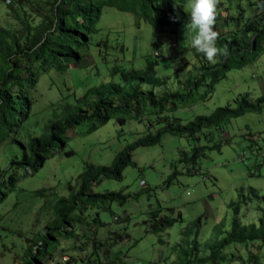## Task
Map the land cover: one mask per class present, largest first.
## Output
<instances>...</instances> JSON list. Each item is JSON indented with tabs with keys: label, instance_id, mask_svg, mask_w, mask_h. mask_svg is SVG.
I'll return each mask as SVG.
<instances>
[{
	"label": "trees",
	"instance_id": "1",
	"mask_svg": "<svg viewBox=\"0 0 264 264\" xmlns=\"http://www.w3.org/2000/svg\"><path fill=\"white\" fill-rule=\"evenodd\" d=\"M4 1L5 5L2 0L0 4L14 25L0 24V207L12 202L16 206L18 198L10 197L27 192L22 182L39 176L54 158L73 156L69 142L77 136H88L83 140H89L93 153L104 149L108 140L115 148L109 164L84 161L76 179L65 183L66 196L47 188L28 190L43 199L36 213L48 219L27 237L16 232L27 245L21 260L14 264H42L45 260L55 264H125L122 252L137 241H131L128 234L129 217L120 220L111 205H125L141 195L150 197L153 189L140 172V187L134 194L126 193L127 189L103 188V183L121 182L125 169L136 167L134 152L161 145L165 135L184 140L189 148L171 162L174 172L168 177L170 183L182 174L199 175L200 161L208 152L221 153L231 143L232 134L264 160V136L259 135L261 142L256 141L244 125L247 135L239 136L243 129L233 124L247 114L264 112V95L252 98L242 93L232 105L217 107L208 115L201 114L206 108H199L227 74L254 63L264 53V0H216L213 28L218 52L214 62L191 47L195 33L187 28L188 0ZM104 7L133 14L149 24L162 36L155 40L161 43L153 46L160 55L145 56L143 69L127 65L122 44L117 46V54L110 55L114 45L107 36L99 37L96 27ZM169 37L185 52L171 55L169 49L164 54L162 45ZM83 58L91 64L80 66ZM167 69L169 73H165ZM80 70L84 72L81 77L77 75ZM51 75H58V83H53ZM74 76L80 80L75 82ZM91 80L93 84H89ZM47 93L57 100L38 123L34 109L43 114L38 97ZM107 125L109 131L105 130ZM101 130L109 137L99 142ZM247 159L244 152L232 156L234 162ZM228 208L232 216L227 228L220 220L203 230L196 221L192 223L194 232L181 231L180 240L168 251V264H264V196L254 188L245 196L240 189L238 200L230 201ZM248 209L255 214L249 216ZM103 212L125 226L114 231L101 221L99 214ZM181 221L179 211L175 216L172 209L159 205L142 221L148 225L144 234H160ZM34 225L39 226L38 218ZM106 228V239H99L98 232ZM61 240L80 241L81 246L63 251ZM125 241L128 243L117 248ZM88 244L86 255L80 257ZM62 257L67 260L62 261Z\"/></svg>",
	"mask_w": 264,
	"mask_h": 264
},
{
	"label": "rangeland",
	"instance_id": "2",
	"mask_svg": "<svg viewBox=\"0 0 264 264\" xmlns=\"http://www.w3.org/2000/svg\"><path fill=\"white\" fill-rule=\"evenodd\" d=\"M2 3L5 5L6 1L2 0ZM4 5L0 4V24L7 27L13 22L10 20L8 10ZM222 15H225V13ZM96 27L98 36H107L114 45L110 55L117 54L118 49L116 48H118V45H124L127 65H132L135 69L145 67V56L160 55L156 49L153 51V46L161 43L160 40L155 41L160 36L149 24L138 21L133 14L119 12L111 7H104ZM181 48H178L177 42L172 37L165 39L162 45L164 54L169 52V49H171V55L177 53V51L184 53L185 51ZM89 64H91L90 60L83 58L80 66ZM158 68L160 69V66ZM171 70L173 71V69ZM169 72L170 69L165 70V73ZM83 74L84 72L82 73L80 70L77 75L81 77ZM78 76H74L75 82L80 80ZM58 78V75H51L54 84L58 83ZM93 83L94 81L91 80L89 84ZM43 88L48 87L43 86ZM48 89L52 92L50 88ZM242 93H248L252 98L264 95V53H261L254 63L227 74L226 79L216 86L211 98L199 106V108L203 107L207 110L201 114L208 115L217 107L232 105V101ZM56 100L52 93L38 97L43 112L40 116L37 113L40 109L37 107L34 109L38 123H42L44 116L53 110L52 105ZM233 124L234 126L235 124L240 125L242 129V125L249 127L256 136V141L261 142V136L259 135L264 136V112L247 114L236 122L234 121ZM230 127L228 132L231 134L233 131L231 132ZM247 127L237 134L239 136L241 134L245 135ZM110 129L109 125L105 128L106 131ZM102 131H99V133ZM101 135L98 137L99 142L104 137H109V134L107 135L104 132ZM231 137V143L225 146L221 153L208 152L206 157L200 161L199 175L188 177L182 174L173 179L171 183L168 181V177L172 176L174 172L170 166L171 162L178 157L179 152L188 151L189 148L184 140L165 135L162 137L161 145L139 148L134 152L133 160L136 167L126 168L121 182L109 180L103 183V188H109L110 190L127 189L126 193L134 194L138 192L140 187V180L138 179V172H140L146 185L153 189V194L150 197L141 195L137 200H130L125 205L117 203L111 205V211L117 218L121 220L125 216L129 217L128 234L131 241H137L134 247L127 252H122V260L125 264H168L170 247L180 240L181 231L187 229L194 232L195 228L192 223L199 221V226L206 230L220 222V220H224L225 228H227L232 216L228 204L230 201L238 200L240 189L243 190L245 196H248L250 188H254L259 196H264V160L261 161L255 157L249 149L243 146L245 141L238 140L235 134H232ZM85 138H88V136H77L76 139L69 142V147L75 151L73 156L54 158L46 165L47 167L39 176L29 177L23 181L22 186L27 189V192L19 195L13 194L10 197L13 200L18 198L19 201H17L16 206L12 202L7 207H0V264H14L21 260L27 243L25 239L17 236L16 232H20L24 237H27L33 233V230L39 231L37 229L43 226V223L48 219V216H42L43 219L40 214L37 215L36 213L37 209L43 204V199L32 195L28 190L34 191L39 188H47L52 189L58 196H66L68 192L65 183L76 179L82 171L84 161L105 165L111 159L112 153L115 152L111 141L108 140V144L103 145L104 149L99 150L98 148V151H94L102 155L96 156V153L90 152L89 140H83ZM242 152L248 157L247 160L242 163L232 161L234 154L239 155ZM99 159H103L104 164L99 162ZM177 170L180 171V167H177ZM202 179H204L203 182ZM159 205L172 209L175 216L176 212L179 211L182 215V221L177 222L170 230L160 234H144L148 225L142 221L146 218L150 209H156ZM248 212L249 216L255 214L251 209H248ZM99 217L114 231H118L119 228L125 226L123 223L115 222L105 212L100 213ZM239 217L240 219L243 218L242 212H240ZM36 218L39 219V226L34 225ZM84 228H82V233H86L87 229ZM108 231L106 228L98 232L99 239H106L105 236H107ZM160 240L163 242L160 243ZM126 243L128 241L120 243L117 248ZM80 244V241L71 243L70 241L61 240L59 247L63 251L69 252L73 247H80ZM89 247L90 244L86 246L83 254L79 253L78 255L80 257L86 255Z\"/></svg>",
	"mask_w": 264,
	"mask_h": 264
},
{
	"label": "clouds",
	"instance_id": "3",
	"mask_svg": "<svg viewBox=\"0 0 264 264\" xmlns=\"http://www.w3.org/2000/svg\"><path fill=\"white\" fill-rule=\"evenodd\" d=\"M7 3V2H6ZM216 0H188L187 28L194 31L190 44L197 53H202L208 62H214L218 49L215 46L217 33L213 28Z\"/></svg>",
	"mask_w": 264,
	"mask_h": 264
},
{
	"label": "built area",
	"instance_id": "4",
	"mask_svg": "<svg viewBox=\"0 0 264 264\" xmlns=\"http://www.w3.org/2000/svg\"><path fill=\"white\" fill-rule=\"evenodd\" d=\"M61 259H62V261H66L67 260L66 257H62ZM42 264H55V262L53 260H45V261L42 262Z\"/></svg>",
	"mask_w": 264,
	"mask_h": 264
}]
</instances>
